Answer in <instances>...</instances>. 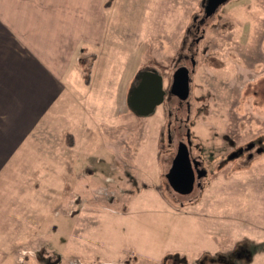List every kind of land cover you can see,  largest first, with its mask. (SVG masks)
<instances>
[{
  "label": "rangeland",
  "instance_id": "374dc122",
  "mask_svg": "<svg viewBox=\"0 0 264 264\" xmlns=\"http://www.w3.org/2000/svg\"><path fill=\"white\" fill-rule=\"evenodd\" d=\"M29 3L23 18L60 56L39 47L34 80L7 107L23 119L0 164L11 179L0 193L15 201L0 210L11 203L20 219L14 235L0 212L14 264H264V0H227L208 17L206 0ZM180 55L187 103L166 96L153 114L132 113L139 71L167 88ZM187 130L207 175L177 195L165 173Z\"/></svg>",
  "mask_w": 264,
  "mask_h": 264
},
{
  "label": "crops",
  "instance_id": "0c3cea01",
  "mask_svg": "<svg viewBox=\"0 0 264 264\" xmlns=\"http://www.w3.org/2000/svg\"><path fill=\"white\" fill-rule=\"evenodd\" d=\"M14 2L15 3L13 5L11 14L9 12L6 13V7H0V120H12L10 125L6 124V128H0V164H2L7 159L6 155L10 151L9 148L11 147L12 143L21 137L22 132L19 130V128H17L18 124H22L23 120H20V110L11 109L10 111H7V107H17L18 104L16 106V102L18 95L16 94L18 89L24 87L28 80H30L31 83L34 80V76L37 72L34 73L32 71V67H35V57L37 60V49L46 45L45 49L47 51L49 50L51 53V62L53 63H55L57 61L56 59H58L53 57L60 56V51L59 53L57 52L59 48L56 47L58 43H54L51 33L45 34L44 36H39L38 31H35L34 33L31 29L32 25H35V22L38 24V21L31 16H26L23 18V7H25L29 12H32L31 4L29 3L30 5L28 4V6L27 4L23 5L21 4V0H14ZM12 14H14V16H11ZM67 35L68 34L60 35L58 37L60 38L59 41H63ZM69 36L71 35L69 34ZM47 42L51 43L50 48H47ZM52 71L53 68L51 72ZM57 79L59 80V77ZM31 83L29 84L31 85ZM8 89H11L12 91L9 92ZM7 103H9V106H7ZM1 136L4 137L2 138ZM16 147L17 146L13 148L8 157H10L13 152H15ZM5 178L6 177L1 176L0 182H2V184H6L7 180H11ZM6 191H8L6 194H10V197L5 198V196L2 194V199V195L0 193V203L1 201L10 199L15 202L14 198L12 197V190H7L6 188ZM14 196L16 195L14 194ZM9 205H11V203ZM7 206L4 207L7 212L5 216L3 215L5 210H0L2 214V220L5 223L6 229H12L8 231H14L13 234L15 235V233L20 232L21 229V227H19V223H16V221L20 219L17 218V215H14L12 212H10L12 206ZM6 233L9 234L10 232H2L0 230V264H14V254L11 253L10 250L11 247L13 248V246L11 243H8L7 239L4 240V238H2V236Z\"/></svg>",
  "mask_w": 264,
  "mask_h": 264
},
{
  "label": "water",
  "instance_id": "95a60500",
  "mask_svg": "<svg viewBox=\"0 0 264 264\" xmlns=\"http://www.w3.org/2000/svg\"><path fill=\"white\" fill-rule=\"evenodd\" d=\"M227 0H206L204 5L205 17L212 15L218 6ZM138 83L131 88L127 97V105L132 112L139 116L150 115L154 109L162 104L165 96L162 76L155 70L138 73ZM170 93L185 101L189 95V76L186 67L177 68L170 85ZM171 189L179 194H188L193 189L194 176L191 170L187 145L180 143L171 167L165 175Z\"/></svg>",
  "mask_w": 264,
  "mask_h": 264
},
{
  "label": "flooded vegetation",
  "instance_id": "af4514ba",
  "mask_svg": "<svg viewBox=\"0 0 264 264\" xmlns=\"http://www.w3.org/2000/svg\"><path fill=\"white\" fill-rule=\"evenodd\" d=\"M194 42L197 43V40H196V41L194 40ZM192 55H193V54H191V56H190L191 58L189 57V59H190V65H191V68H192V69L189 70V73H190V74L193 73L194 66H195V61H194ZM179 57H180V59L177 61L178 64H177L176 68L174 69V71H175L177 68H179V67H182V66L184 67V65L181 64V61H182V60H187V55H185V56L180 55ZM146 70H150V69L147 68ZM139 72H141V71H139ZM189 73H188V74H189ZM162 80H163V75H162ZM138 81H139V80L136 79L135 82H134V84H133V86H132L131 88H134V87L137 85ZM171 81H172V75H171V77H170V81H169V85H168V87L166 88L165 86H163V90L165 91V96H164V97L169 96V98L172 97V98L176 99V100L179 102V105H180L181 103H183V102L187 103L188 98H187L186 101H182V100H180L178 97H176V96H174L173 94L170 93V85H171ZM189 83H190V81H189ZM162 84H163V81H162ZM187 111H188V106H187ZM187 113H188V112H187ZM135 115H136V114H135ZM170 134H171L170 131H168V137H167V139H168V143H172V139H171V135H170ZM184 138H185V144L187 145V151H188L189 161H190V163H191V170H192V172H193V176H194V184H193V185H194V186H193V189H194L195 187H198V186L200 185L201 180H203V179L206 177V175H207V170H205V169L203 168V164H202V163H204V161H201V159H200L199 156L196 157L195 155H193V154L191 153V149H192L191 147H192V146H191L190 134H189V131H188V130L185 132V134H184ZM180 143H183V142H182V139H179V140L175 143V145H174L175 150H174L173 158H174V156H175L176 153H177V150H178V147H179V144H180ZM239 153L242 154L243 152L240 150V151H238V153L235 154V156L239 155ZM173 158H172V160H173ZM172 160L170 161V167H171ZM170 167L168 168V171H169ZM168 171H167V172H168ZM165 175H166V173H165ZM165 181H166V182H165L166 185L169 186L166 177H165ZM169 187H170V186H169ZM170 188H171V187H170ZM193 189H192V191H193ZM176 193H177V192H176ZM178 194H179V193H177V195H178ZM179 195H188V194H179Z\"/></svg>",
  "mask_w": 264,
  "mask_h": 264
},
{
  "label": "trees",
  "instance_id": "16d2710c",
  "mask_svg": "<svg viewBox=\"0 0 264 264\" xmlns=\"http://www.w3.org/2000/svg\"><path fill=\"white\" fill-rule=\"evenodd\" d=\"M88 72H89V71H88ZM85 83H86V84H88V83H89V82H88V79H87V77H85ZM68 139H69V145H70V146H72V145H73V144H72V142H73V139H72V137H71V136H69V137H68ZM165 182H166V181H165Z\"/></svg>",
  "mask_w": 264,
  "mask_h": 264
}]
</instances>
